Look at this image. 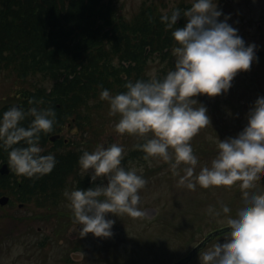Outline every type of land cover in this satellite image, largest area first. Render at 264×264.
<instances>
[{"label": "clouds", "instance_id": "9594fccd", "mask_svg": "<svg viewBox=\"0 0 264 264\" xmlns=\"http://www.w3.org/2000/svg\"><path fill=\"white\" fill-rule=\"evenodd\" d=\"M186 3L190 6L171 7L162 10L160 16L165 28L172 30L174 67L162 77L129 79L126 90L116 94L101 86L100 98L108 101L109 115L119 116L116 131L143 138L135 147L143 150L146 160L158 157L168 162L173 174L178 175V185L194 190L197 185L228 186L239 180L243 203L232 211V203L222 201L229 213V227L206 240L199 251L201 264H264V185L260 183L264 177V93L253 102L247 124L237 135L225 139L218 136L215 156L210 163L200 165L199 171V158L190 143L211 123L207 106L195 97L226 93L236 74L258 61V46L246 43L238 28L229 23L231 14L218 7L219 0ZM182 16L186 23L177 26ZM28 115L33 118L25 126L21 122ZM56 118L53 107L32 106L25 112L19 102L2 111L0 147L7 151V164L17 176L38 178L54 169L56 155L43 154L40 140L42 132L53 130ZM124 156V145L115 142L98 144L79 156L81 171L90 175L92 186L65 190L64 195L74 221L82 226L81 237L89 233L112 236L115 220L108 218V213L145 214L139 207V190L147 180L135 167L122 164ZM181 164L183 174L179 175ZM218 211L208 206L210 215Z\"/></svg>", "mask_w": 264, "mask_h": 264}, {"label": "rangeland", "instance_id": "374dc122", "mask_svg": "<svg viewBox=\"0 0 264 264\" xmlns=\"http://www.w3.org/2000/svg\"><path fill=\"white\" fill-rule=\"evenodd\" d=\"M112 2L117 10L120 9L122 19L119 18L117 22H122L126 26L145 23L146 7H154L162 14V10L181 3L180 0H112ZM256 6L258 10L264 7V0H247L243 10L244 16L252 18L251 15L257 11ZM227 9H230V6ZM240 18L235 7L229 23L238 28L242 36L249 26L242 25V18ZM130 31L132 32V29ZM9 34H11L9 40L5 37L1 38V47L24 41L23 34H19L18 31H11ZM152 38L156 44L159 43V37L152 35ZM119 55H112V62L116 65L120 60ZM142 57L141 55L139 60ZM174 62V56L169 60H161L158 57L149 58V62L144 64L146 74L157 76L163 70L164 75L169 68L174 67ZM3 64L4 60H1V65ZM239 75L242 79L238 80L241 86L232 83L231 88L224 93L227 98L222 96L223 93L212 98L209 96L204 100H199V94L195 97L205 105L207 101H213L215 98L218 103L217 110L225 109L228 112V109L224 107L227 101L229 107L231 104L233 108H236V114L230 110L229 115L224 117H221L218 111L208 110L211 123L201 128L190 141L199 158L197 171L200 165L210 163L215 156L218 136L221 139L235 136L246 125L241 120V118L247 119L249 111V106L244 100L252 95L250 93L254 91V86L260 89L254 82L264 80V71L259 68L256 70V66L252 63L249 70H242L236 74L237 77ZM36 81L44 84L40 76L36 78ZM45 84L50 86L51 83L45 81ZM31 86L30 81L20 82L15 71L2 69L0 72L1 94L9 95L19 89H31ZM110 90L112 94L117 93L114 87ZM100 92L101 90L95 98L90 96L89 107L86 106L87 110H83V113L89 114L92 124L87 135L99 134L98 144L105 142L123 144L125 156H127L136 148L135 145L143 141V138L134 134H120L116 131L115 123L119 116L109 115L108 101L102 100L100 106L96 105ZM237 94L239 96H235ZM259 94L257 92V95ZM215 113H217L216 117H214ZM146 135L151 136L152 133ZM140 160L135 159L122 164L125 167H135L147 180L146 185L139 190L141 195L139 207L145 212L143 216L132 217L126 213L119 216L108 213L107 217L115 220L112 236L97 237L89 233L81 237L78 231L79 225L74 221L72 211L68 207V200L64 195L65 190L76 187H67L59 192L63 199L60 203L52 205V209L37 202L36 208L20 211L17 214L19 219H10L7 223L1 219L0 264H163L171 262L184 255L188 248L205 240L204 234L212 228L214 222L217 225L227 223L226 217L229 213L223 208L222 201L231 202L232 211L243 203V192L239 180L228 186L203 188L197 185L194 190L188 189L178 185V175L173 174L168 162L158 157H149L146 162ZM183 167L184 165L181 164L177 170L179 175L183 174ZM99 182L98 180L97 183ZM260 183L264 185V177H261ZM209 205L214 206V212L219 211L215 215H210ZM17 207L18 205H15V208ZM23 228H27V231L23 232ZM13 231L17 232L13 233ZM205 243L206 241L200 247L202 248ZM198 249L193 252L187 262L181 264H201L200 249ZM75 250L83 251L84 255L77 263H71L68 257Z\"/></svg>", "mask_w": 264, "mask_h": 264}, {"label": "trees", "instance_id": "16d2710c", "mask_svg": "<svg viewBox=\"0 0 264 264\" xmlns=\"http://www.w3.org/2000/svg\"><path fill=\"white\" fill-rule=\"evenodd\" d=\"M114 8L110 0H0V58L6 61L0 69L15 71L23 80L37 74L56 80L53 88L58 92L53 93L59 95L52 103L54 107L62 103L61 113L86 103L101 86L121 92L129 79H148L140 73L141 63L133 64L138 50L129 47L140 45L143 54L145 45L158 46L143 33L149 24L118 23L112 19ZM130 29L140 34L139 39L133 41ZM10 30L23 34L24 41L1 47V38L9 40ZM106 43L111 47H104ZM116 54H120L117 65L112 62Z\"/></svg>", "mask_w": 264, "mask_h": 264}, {"label": "flooded vegetation", "instance_id": "af4514ba", "mask_svg": "<svg viewBox=\"0 0 264 264\" xmlns=\"http://www.w3.org/2000/svg\"><path fill=\"white\" fill-rule=\"evenodd\" d=\"M163 2L165 3V1ZM180 2L181 3L176 7L183 9L190 6L186 3V0H180ZM246 2L247 0H236V2L235 0H219L218 7L222 9L225 14H232L234 8L236 7L239 16L242 18V23L249 26V29L243 33L242 37L245 39L246 43L255 42L258 46V52L256 53L259 59L258 61L254 60L253 64L256 68L264 71V7H261V9L258 10V7L256 6L257 11L254 15L252 14V18L246 17L243 14ZM228 6H230V9H227ZM223 18V16L220 17V19ZM184 20L186 22V17H184ZM257 63H259V65ZM254 84H258L260 89L254 86V91L251 93L252 95L247 98L246 103L248 104L249 109L257 97L261 93H264V80H256ZM256 91L260 94L257 95ZM5 97L6 96L1 95L0 92V115H2V111L13 102H19L22 104V101L12 100L10 104L1 107V99ZM30 105H32V103ZM32 118L33 117L31 116H26L25 120L21 123L27 126ZM61 120L62 118L58 116L53 126V130L48 133H41L40 144L44 149L43 154H47L48 152L55 153L57 159L56 166L48 174L38 178L17 176L15 172L10 170L7 164V151L0 147V233L1 219L5 223H7L10 219H19L20 217L17 216V214L20 211H28L36 208L39 195L50 199L49 192L51 191L50 187L52 184L50 179H60L63 176V173H84L81 171L78 159L84 150H93L91 147H87V145L92 144L90 138L94 136L87 135L86 131L89 130L86 129L84 122H79L75 125L68 119L64 123H62ZM87 141L90 142L87 143ZM4 196H7V199L5 198L6 200L1 198ZM2 199L4 200V203L2 202ZM15 205H18V207L15 208ZM22 231L26 232L27 228H23ZM16 232L17 231H13V233Z\"/></svg>", "mask_w": 264, "mask_h": 264}, {"label": "water", "instance_id": "95a60500", "mask_svg": "<svg viewBox=\"0 0 264 264\" xmlns=\"http://www.w3.org/2000/svg\"><path fill=\"white\" fill-rule=\"evenodd\" d=\"M73 257L75 258V259H79V258H81V254L79 253V254H73Z\"/></svg>", "mask_w": 264, "mask_h": 264}]
</instances>
